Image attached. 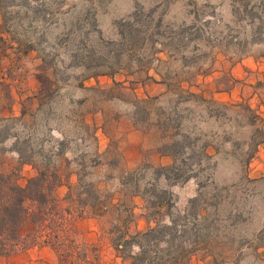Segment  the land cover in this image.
<instances>
[{"label":"rangeland","instance_id":"obj_1","mask_svg":"<svg viewBox=\"0 0 264 264\" xmlns=\"http://www.w3.org/2000/svg\"><path fill=\"white\" fill-rule=\"evenodd\" d=\"M61 6L57 21L50 24L36 20L27 29L29 19L7 23L12 37L4 32L9 43L0 42V171L20 169L19 182L24 184L35 170L20 164V159L31 153L36 165L49 163L55 169L60 178L57 209L66 216L75 241L86 243V253L76 251L67 260L127 263L128 253L137 252L138 247H124L120 236L139 230V225L145 228L146 220L150 225L154 218L168 221L167 209L153 205L157 195L168 198L162 192L166 189L172 194L171 212H190L188 200L198 195L207 221L218 217L225 226L218 240L208 241V250L192 252L184 264H264V173L249 175V163L259 146H264V118L259 109L264 102V79L247 89L242 100L230 104L210 98V88L197 83L204 77L210 80L218 56L229 60L248 54L264 56V42H253L260 20L244 15L238 0H64ZM249 6L264 19V0H250ZM233 7L240 14L234 15ZM150 8L155 9L153 24L162 19L160 33L155 34L154 26L140 32L136 38L145 37L146 42L124 53L121 69L114 73H131L133 83L147 81L149 72L161 74L165 94L143 104L137 101L143 97L135 85L102 77L112 75H98L101 78L93 83L90 70L76 65L72 55L86 54L92 47L103 54L121 49L118 21L135 10L147 20ZM93 18L103 40L96 32L89 38L84 33ZM76 22L84 27L77 29L72 25ZM187 25L195 27L182 31ZM70 29L74 33L68 38ZM151 36L160 43H151ZM168 36L187 45L161 43ZM260 36L264 39V33ZM16 38L31 40L34 48L26 53L17 50ZM97 69L109 70L105 65ZM20 105L24 114L16 115L14 106ZM95 112H101L110 136L104 151L94 136ZM128 116L135 121L146 118L154 125L158 149L181 147L178 154H168L169 164L191 178L179 183L167 180L159 172H171L153 165L148 150L140 163L125 168L116 136ZM210 148L216 152L210 154ZM223 186L230 188L222 190ZM114 243L125 249L115 250ZM0 264H60V257L50 246H33L4 255Z\"/></svg>","mask_w":264,"mask_h":264},{"label":"trees","instance_id":"obj_2","mask_svg":"<svg viewBox=\"0 0 264 264\" xmlns=\"http://www.w3.org/2000/svg\"><path fill=\"white\" fill-rule=\"evenodd\" d=\"M238 1L242 2L244 15L249 16L251 20L254 18L260 20V24L255 29L258 37L253 42H264V39L260 36L264 33L262 15L253 11V8L249 6L250 0ZM63 2L64 0H0V42L3 44L9 43L8 38L3 36L4 32L8 33V37H12V28L7 24L10 21L15 25V21L21 23L24 19H29L27 29L32 27V22L36 20H45L48 24L56 22L61 13V4ZM154 12V8L148 9V18L144 20L138 15V11L135 10L128 18L118 21L119 42L123 45L121 49L117 51L111 50V52L103 54L92 47L86 54L81 52L74 53L72 55V58L75 59L74 63L83 66L86 70H90L88 76L91 77L102 74L113 75L121 69L119 63L122 55L131 53L138 45L146 42L145 37L136 38L140 32H146L154 26L155 34L160 33L159 28L162 19L158 17L153 24L152 15ZM237 13L240 14L239 8L233 7V14ZM138 23H140V27L137 26ZM72 25L80 30L84 27V23L80 22ZM194 27L195 25H187L182 31L185 32ZM93 32L97 33L99 40H103L94 18L84 33L89 38ZM73 33L74 31L70 29L67 37L69 38V35ZM200 35L198 33L196 37ZM149 41L153 44L160 43L153 36L149 38ZM160 41L164 45L178 48L187 45L183 40L179 39L176 41L173 36H168V40ZM104 42L113 44L117 41L104 40ZM15 48L17 50L22 49L26 53L34 47L31 40L16 38ZM103 65L109 70L97 69V67ZM114 65L118 66L115 67ZM155 99H157L155 96H146L139 98L137 101L146 104ZM23 114L24 111L22 110L21 115ZM141 121H148V119L142 118ZM181 150V147L180 150L178 148L172 151L163 147L159 148L161 153L171 155H176ZM17 152L21 157V151L17 150ZM32 154L20 159V164H29L35 170L33 175L26 178L24 184L19 182L20 169L16 172L0 171V256L9 255L33 246L46 245L56 251L57 256L60 257V264H97L88 262L85 259H83V262L67 260V257L72 256L76 251L83 254L84 252L86 253L84 249L86 243L78 244L75 241L67 229L66 216L57 209L58 198L56 189L60 184L57 172L54 168H51L49 163L36 165L32 160ZM159 169L171 172L172 176L162 170L159 173L163 174L167 180H171L172 183L187 181L192 176L186 175L183 170L177 169L173 163L160 165ZM199 186H204V184L200 183ZM221 188L228 191L230 187L223 186ZM162 192L167 194L168 198L157 195V200L153 205L157 206L158 209L164 207L167 209L168 221L160 222L154 218L153 225L148 224L145 229L120 236L124 247L128 245H136L138 247L137 252L128 253L127 257L129 260L125 264H184L192 252L199 249L208 250V241L210 239L218 240L224 234L225 226L220 223L218 217L212 221H207L205 212L202 213L205 208H199L198 202L200 199L198 195L188 200L189 205L192 206L190 212L186 210L173 213L171 212V208L174 206L171 192L166 189H162ZM220 196L222 197V195ZM204 203L212 204L209 201ZM213 205L217 206V202L213 203ZM238 217H240V214ZM113 247L117 251L125 249L121 243H114ZM61 257H64V259L61 260Z\"/></svg>","mask_w":264,"mask_h":264},{"label":"crops","instance_id":"obj_3","mask_svg":"<svg viewBox=\"0 0 264 264\" xmlns=\"http://www.w3.org/2000/svg\"><path fill=\"white\" fill-rule=\"evenodd\" d=\"M148 75L150 77L144 83H133V75L126 72H118L109 77L103 75L102 77L106 78L108 82L115 80L123 85L133 84L136 86L134 90L142 97L165 94L167 87L161 74L149 72ZM100 78L101 76L90 77L94 81L93 83ZM261 78L264 79V56L248 54L237 60H229L225 56H218L210 69V80L204 77L202 80H198L197 83L200 88L206 86L210 88V98L222 104H230L242 100L247 94V89L254 88L257 80ZM207 81L208 84H205ZM251 94L249 92V95ZM14 109L16 115H20L23 110L22 105L14 106ZM259 109H261L264 118V102L259 105ZM93 117L91 121L94 123V136L98 139L99 149L104 151L108 146L110 136L104 130V120L101 112H95ZM124 121L125 126L118 133L116 139L118 140V151L121 153V162L125 168H133L140 163L144 158L143 152L146 150L151 154L150 161L153 165L169 164L168 154L161 153L158 149L160 145L159 136L155 134V128L151 122L135 121L131 116H128ZM215 152L214 149L210 148V154ZM221 162L218 158V167H222ZM249 166L250 176L259 177L264 173V146H259ZM146 222V225H148V220ZM143 227L139 225L137 229L142 230L147 226ZM1 257L4 258V256Z\"/></svg>","mask_w":264,"mask_h":264}]
</instances>
